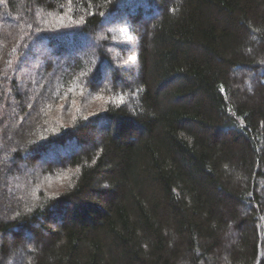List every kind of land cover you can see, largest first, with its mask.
<instances>
[{"label": "trees", "instance_id": "obj_1", "mask_svg": "<svg viewBox=\"0 0 264 264\" xmlns=\"http://www.w3.org/2000/svg\"><path fill=\"white\" fill-rule=\"evenodd\" d=\"M0 264H264V0H0Z\"/></svg>", "mask_w": 264, "mask_h": 264}, {"label": "rangeland", "instance_id": "obj_2", "mask_svg": "<svg viewBox=\"0 0 264 264\" xmlns=\"http://www.w3.org/2000/svg\"><path fill=\"white\" fill-rule=\"evenodd\" d=\"M238 73H244V70H240V71H238ZM238 76V75H237ZM246 87H247V85H246ZM61 153V152H60Z\"/></svg>", "mask_w": 264, "mask_h": 264}]
</instances>
